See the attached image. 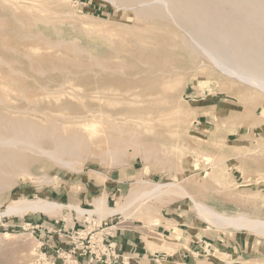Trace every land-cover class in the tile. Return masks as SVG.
<instances>
[{"label":"rangeland","instance_id":"1","mask_svg":"<svg viewBox=\"0 0 264 264\" xmlns=\"http://www.w3.org/2000/svg\"><path fill=\"white\" fill-rule=\"evenodd\" d=\"M1 1L0 11L2 12L0 17H2L0 18V22L5 27L0 29V44H3L2 46L0 45V56L6 62L8 60L10 64L7 63L9 65H7V68L6 64L0 62L1 74L5 70L7 71V69L9 70L8 74L12 71L10 75L14 76L16 73V77H18V72L20 73L19 77L28 74L27 77H24V79H27L29 76L28 79L30 80L27 79L28 81L26 80V83L33 85L37 89L46 84V82L47 84L50 83L52 88L58 89V84L62 83V81L66 79L70 80L72 85H76V94L80 96H82V93L85 94L86 97L84 95L82 97L88 98L86 102L88 104H95L96 109H99V104H101V106H104L102 107L103 111L105 109L107 112H123L125 115H119L118 118L123 119L128 117L129 119H134L133 121L136 125L140 123V126L138 125V131H141L143 142H147L146 145L151 150L148 155V160H145L143 153H136L133 146L128 147L124 152L112 159L111 157L100 155V147L93 146L94 153H90V155L89 153H84L77 161L83 164H76L74 170L54 165H51L53 167H45L44 161L33 162V165L30 167L33 174L32 177H27L24 182L19 181L10 191L0 193L1 212L5 211L10 204L19 203L23 198L33 200L38 197L54 200L66 206L73 204L84 210H93L96 204L95 201L102 194H107L109 206L116 207L126 200L133 189L141 186L138 182L139 180H144L150 183L181 182L197 200L210 203L217 210L228 208L227 211L233 215L243 213L251 218L260 217V219H264V93L233 79L225 76L224 78L215 69L200 67L198 61L187 57L186 52L181 49V56L176 57L180 58V62L178 60L176 63L175 60L179 71L172 72L173 77L178 75L179 79L181 78L177 84L178 86L176 85L174 89L175 91L173 90L169 98L162 97L165 96L163 93L157 94V97L154 95L148 98L144 93V89L148 84L153 82L161 84L164 80H167V77H162V75H156L154 73H150L148 76L144 70L148 69L146 68L147 65L163 63L164 58L176 59L173 54L176 46L175 42L181 38L182 31L176 25L165 19L160 24L162 18L156 19L155 17H151V19L150 17H146V19L145 17H140L131 6H127L117 0H22L28 4L34 1H37L39 4H44L55 16L60 18L58 24H56L59 28L58 32L55 35L49 34L47 36L44 34L40 39L42 42L56 41L60 36L67 38V43L62 48L63 51L60 47L58 49L56 48L57 50L52 49L54 51L50 50L52 52L49 50H47L48 52L46 50L43 51L56 55L53 57L54 66L53 64L51 65L36 59V61L30 60L22 55V53L20 54V52L17 54L11 47L14 45L29 52L28 50H31L29 48V42L28 40L26 41L28 42L27 45L24 41L26 39L22 35L25 36L28 34L29 36L31 30L24 29L14 17L11 8H4ZM158 25L164 29L162 30ZM134 27L136 28L134 29ZM151 27L155 30L152 28L149 32ZM147 28L150 29L148 30ZM176 29L178 33H176ZM168 30H171V33ZM152 31L156 32L152 33ZM167 31L170 34L167 33L166 35ZM172 36L175 38H172ZM159 37L161 38L159 39ZM167 37L168 39H166ZM5 41L8 42L6 47H4ZM44 43L40 45L44 46ZM73 46L76 53L73 51ZM168 46L171 48L169 49ZM67 49H72V51L69 50L72 53H68ZM65 51L69 55H65L63 53ZM57 52L64 54H59L60 57L63 56L64 61L67 58L66 56L70 57V59H66V61L68 59L69 61L64 62L61 59V62L65 63L63 64L64 66L66 64L70 65L69 63L72 62V66L70 65L72 70L67 65V68L71 70H69V74L72 73V75L70 74L66 77L67 75L62 69L58 72L59 68L56 67L60 63V60L57 59H60V57L57 56ZM19 55L22 56L19 57ZM78 55L82 57L79 58ZM73 56H76L77 60L79 59L78 61L81 63L80 68L83 70H76L79 67H77L79 63L78 61H73ZM15 60H18V64L14 63ZM97 60L123 64L126 75L104 71L95 65ZM32 61L38 62V64ZM89 61L93 63L92 65L89 64L91 71L87 67V62ZM32 63H34L36 69L31 68ZM40 63H44V68L41 67L43 65ZM82 63L87 68H82ZM38 65L42 70L45 69L46 71L49 69V73L51 70H55L56 73L54 72L51 75L46 71L43 72L46 76L41 72V75H39L40 73H37L40 71H37L39 69ZM73 65L76 66L73 67ZM93 65L95 67H92ZM18 66L22 68L20 67V70H15V68H19ZM49 66L53 68L50 69L48 68ZM136 66H139V69H134ZM3 69L5 70L3 71ZM129 70H132L131 74H135L129 76ZM26 71L29 72L27 73ZM31 72L37 79L34 78ZM91 72H94L92 76L90 74ZM103 72L107 75V78ZM176 72L179 73L177 74ZM108 73L110 75L113 74L112 76L117 81L113 80V77L111 76V78ZM76 74L79 78L75 76ZM101 75L104 76V79L101 78ZM64 76L66 79H64ZM142 76L145 79H142ZM71 78L73 79L71 80ZM108 78L111 79L109 80ZM74 79L76 81H73ZM5 80L7 81V79ZM100 80L103 82L102 86L100 85ZM36 81L38 83L43 82V84L40 85L39 83L38 85ZM116 82L119 85L115 84ZM125 82L126 84L128 83L127 86L124 84ZM141 82L147 83L144 84ZM89 83H95V85H90ZM97 84L100 85L99 87H106L107 84L108 87H114V92L106 93L107 101L101 102L97 98L98 94L90 92L91 88L93 90L95 86L98 87ZM142 84L145 88L142 87ZM140 89L143 91L141 92ZM78 91L79 93H77ZM91 94L94 95V99L92 100ZM117 94L120 96H117ZM135 94H141V96L138 97ZM68 98H63L58 103L53 100L52 112L64 116L76 115L77 112L86 115V109L81 107V102L79 104L78 102H76L77 104L75 103V101L79 100L78 98ZM109 98H114V101ZM147 99L150 103L152 101V107L154 104L157 105L156 103L160 106L157 105L151 108L149 102H144ZM64 101L69 102L66 103ZM70 101L72 105H70ZM18 103L22 104V101L18 100ZM55 103L56 106H54ZM62 104L63 106H61ZM43 105H39V111L45 109L44 107L46 106L44 105L43 107ZM97 105L98 107H96ZM106 105L111 107L106 108ZM127 105L132 106V108L127 107ZM0 106V112H3L5 110L3 104ZM112 107L113 109H111ZM116 107L121 109H117ZM144 107L145 110H142ZM174 109L178 110L175 111ZM127 114L128 116H126ZM147 118L150 119L148 120ZM174 119L177 122H171ZM142 120H146L148 123L143 125L141 123ZM86 132L92 133L93 130L86 128ZM93 143L98 142L95 141ZM209 166L211 167L209 168ZM212 169H217L220 173L211 171ZM44 172H47L54 180L52 182H43L40 177L44 175ZM193 175H195V178ZM183 179L186 180L184 181ZM205 181L206 184H204ZM203 185H206V190ZM210 198L211 200H209ZM146 202L144 207L139 208L137 203L129 208L125 214L119 213L108 216L103 220H100L96 214L92 216L89 214L80 216L75 210H71L68 207L64 208L60 213L51 216L43 213L2 215L0 218V264H39L38 259L41 251L47 253V256L53 258L57 264H63V260L56 253L59 246H50L54 243L57 244V241L61 245L66 246L67 250L76 251L75 257L78 256L76 259H78L79 264H88L89 260L94 259L95 253H98L99 242L106 232L110 233V238L112 237L111 234L116 232L118 233L117 235L127 234L140 236L143 240L142 243L147 248H138L137 253H141L144 256L147 253L146 249L150 250L147 255V258L150 260L148 262L149 264L157 262L156 258H154L156 255L159 257L158 260H162L164 258L163 256L166 255L163 252L174 256L178 255L177 250L179 248H189V245L193 241H196L199 235H204L208 242H211L213 238L224 236L229 239V245L232 247H230L231 251H244L246 253L238 261H231L232 263L264 264V235L261 236L253 232L238 231L230 227H216L200 216L194 204L188 198L174 195L168 198L164 196L159 200L151 199ZM144 208H147L148 213ZM150 208L154 209L149 210ZM106 228L109 229L106 230ZM150 242L153 245L156 244L154 245L155 248L151 247ZM111 243L113 244V242ZM41 244H43V247ZM113 245L117 250V245ZM54 249L55 251L53 252ZM213 252L206 253L208 257L205 258L208 259V264H211L210 262L215 257L220 264H224V261L231 257L229 254H219L218 252L215 253L216 255L214 257ZM134 254L136 253L133 252L132 255L127 256L130 259L129 262L136 261ZM75 257L70 259L68 264H73L71 260H75ZM120 259L123 260V258Z\"/></svg>","mask_w":264,"mask_h":264},{"label":"bare ground","instance_id":"2","mask_svg":"<svg viewBox=\"0 0 264 264\" xmlns=\"http://www.w3.org/2000/svg\"><path fill=\"white\" fill-rule=\"evenodd\" d=\"M117 1H120L127 6H131L132 9L140 17H145V18L146 17L147 18L148 17H150V18L155 17L156 19L162 18L160 20V24H162L165 20H167L168 22L176 25V27H178L182 32L180 31L181 32V38H180V36H178L180 39H178V41L176 40L177 42H175L176 46H175V51L173 52V54L175 55V58L177 56H181L180 50L182 49L186 52L187 57H191V59L198 61V65L200 67L210 68L213 70L215 69L216 71L219 72V74L222 75V77L225 76L227 78L233 79L235 81H238L239 83L248 85L251 88H254V89L259 90L262 93H264V0H117ZM1 2H2L4 8H11V12L13 13L14 17L20 22L21 26H23L24 29L31 30L29 32V34L31 35V36L29 35L30 37L28 36V34L25 36L22 35L24 37V39H26L24 41L26 42L28 40V42H29V43L26 42V44L28 43L30 46L29 48L31 50H28L29 52L31 51L30 53L24 51V49H21L20 47H15L14 45H13L14 47L11 45L12 46L11 49L13 51L15 50L17 52V54H18V52H20V54L22 53V55L26 56L30 60L36 59V60L46 62V63L51 64V65L53 64V66H54L55 64L53 61V59H54L53 57L56 55H54V54L52 55L50 53H46L43 51H45V50L50 51L52 49L57 50L59 47L62 49L63 47H65V45L67 43V38L60 36V37H58L59 39H57L56 41L51 40V41H46L45 43L42 42L40 39L42 36H44V34L48 36L49 34L55 35L56 32H58L59 28H58V26H56V24H58V21L60 18L55 16L46 5L39 4V3H37V1H34L32 3H29V4L26 1H22V0H2ZM1 12L2 11H0V14H1ZM161 21H162V23H161ZM152 23H154V22L152 21ZM155 23H157V22H155ZM5 24H7V23H5ZM143 25H146V24H143ZM9 26H10V24H9ZM4 27L5 26L0 22V29H3ZM159 27H161V26H159ZM129 28H131V27H129ZM135 28L136 27H134V29ZM152 28L153 27H151V29L150 28H147V29L148 30L150 29L149 30V32H150L152 30ZM14 29H15V27H14ZM17 29H19V28H17ZM147 29H146V31H147ZM163 29L164 28H162V30ZM142 30H144V29L142 28ZM159 30H161V29H159ZM171 30H168V31H170V33H171ZM168 31L166 32V35H167ZM176 31H177V29H176ZM155 32L156 31H154V32L152 31V33H155ZM170 33H168V34H170ZM176 33H178V31ZM160 35H161V33H160ZM163 37H164V35H163ZM168 37H170V36H168ZM168 37L166 39H168ZM173 37L174 36H172V38ZM176 37H177V35H176ZM160 38L161 37H159V39ZM166 39H164V41ZM0 42H1V40H0ZM165 42H167V40ZM41 43L42 44L44 43L45 45L41 46L40 45ZM4 44H5L4 47H6L8 42L5 41ZM0 45L2 46L3 44H0ZM136 46H138V45H136ZM29 48L27 47V49H29ZM71 48H72V45H71ZM142 48L144 49V47H142ZM168 48L170 49L171 47L168 46ZM25 49H26V47H25ZM54 50H52V51H54ZM64 50H66V49H64ZM67 50H68V53H72L69 51V50L72 51V49H67ZM82 50H80V51H82ZM52 51H50V52H52ZM62 51H63V49H62ZM73 51H74V46H73ZM164 51H166V50H164ZM63 53L65 55H69V54H66L67 53L66 51ZM74 53H76V52L74 51ZM59 54L64 55L62 53H58L57 56H59ZM115 54H117V53H115ZM164 54H166V53H164ZM22 55H19V57ZM72 55H75V54H72ZM161 55H162V53H161ZM62 57L63 56H61L60 59H57V60H60V63L58 65L56 63V65H57L56 68H59L58 72H60L61 71L60 69H62V71L67 75L66 77H68L70 74L72 75V73L69 74V70L71 69L70 65L72 62L69 63L70 65L66 64V66H64L63 65V64H65L64 62L69 61L70 57L66 56L67 58H69L67 61H66L67 58L64 61ZM78 57H79V55H78ZM81 57H79V58H81ZM124 57H126V56H124ZM24 59H26V58H24ZM61 59L64 62H61ZM179 59L180 58H176L174 60L169 59V58H164V60L162 61L163 63H160V64L154 63L152 65H147L146 68H148V69L144 70V72L147 75L150 73H154L156 75H162V77L163 76L167 77L166 78L167 80H164V82H162L161 84H156L154 82L150 83V84H148V86L146 88L142 84L143 85L142 87L145 88L144 89V93L146 94L145 96L150 98V97L155 95L157 97V94H159V93H163L165 96H162V97H165V98H169L171 96V93L173 92V90L175 89L179 80L181 79V78L179 79L178 75L173 77V74H172L173 71H179V68L177 67V64H176ZM78 60L76 59V56L73 58V61H78ZM175 60H176V63H175ZM17 61L18 60H15L14 63H17ZM27 61H29V60H27ZM35 61H32V62L38 64V62H35ZM86 61H88V60H86ZM94 61H92V62H94ZM0 62L3 64H6V67L9 64L8 60L6 62V60L1 58V56H0ZM56 62H58V61H56ZM179 62H180V60H179ZM34 63L31 64V68L36 69V67L34 66ZM78 63H79V65H77V67L79 66L78 68H80L81 63L79 61H78ZM3 64H1V65H3ZM87 64H88L87 67L89 68V66L92 65L93 63H91V61H89V62H87ZM28 65H29V63H28ZM41 65H43L41 67L44 68V63ZM67 65H68V67H70V69L67 68ZM82 65H83L82 66V68H83L84 63H82ZM95 65L99 66V68H102L104 71L120 73V74L126 75L125 68L123 67V64H120V63L114 64V63H109V62L97 60ZM95 65H93L92 67H95ZM183 65H184V63H183ZM38 66H37V69H38ZM74 66H76V65H73V67ZM18 67L19 68H15V70H17V69L20 70L21 66H18ZM48 68H50V66ZM51 68H53V67H51ZM78 68L76 69L77 71L83 70L81 68L80 69H78ZM96 69H98V68H96ZM134 69H139V66H136ZM4 70L5 69H3V71ZM41 70H42V68L40 69V66H39V69L37 70L39 72H37V71L36 72L37 73L41 72L43 74V72L49 71V69H47L46 71H45V69L42 71ZM7 71L5 70V72L2 73L3 75L0 73V76H1L0 77L1 78V80H0V105L3 104L4 109H5L3 112H0V193L10 191L12 188H14L15 185H17L19 183V181L24 182V180H26L27 177H32L33 174L31 172L30 167H31V165H33L32 164L33 162L44 161L46 163V164L44 163L45 167H47V166L50 167L51 165H54V166L63 167L65 169L71 168L74 170L75 169L74 167L76 164L82 163V162H77V161L82 157V155L84 153H89V155H90V153H94V151L92 149L93 146L100 147V151H101L100 155L108 156V157H111L112 159L114 157H117L118 154H121L122 152H124L128 147L133 146L135 149L134 151L136 153H139V154L143 153V157L145 158V160H148V155L150 154L151 150L146 145L147 142L146 143L143 142L141 131L140 130L138 131V125L140 123H138V125H136L135 122L133 121L134 119H132V118L129 119L128 117H125L128 119L118 118L119 115H121V116L125 115L123 112L122 113H119V112L114 113V111H110V109H109L110 112L105 111V109L103 111L102 107H104V106H101V104H99V109H96L94 106L95 104L94 105H93V103L88 104L86 102V100L88 98L87 99L83 98L85 96V94L82 93V96L84 95L83 97L80 96L79 94H76V90H75L76 85L75 86L72 85L70 83V80H67L65 78V76H64V79H66V80L62 81V83H60L61 81L59 82L60 84H58V87H59V88L57 87L58 89L52 88L50 83L48 82L49 84H47L46 81H45L46 84L42 85L41 87H39L37 89L33 85H29L26 83V80L29 78V76L27 79H24V77L25 76L27 77L28 74L25 76L20 75L22 77H19L20 73L18 72L17 73L18 77L15 76L16 73H15V75H14L15 77H14V76L10 75L12 71H10V74H8L9 73L8 69H7ZM51 71H50V73L49 72L48 73L51 75L54 74L55 70L52 71L53 73ZM86 71H88V70H86ZM90 71H91V69H90ZM129 71H130L129 76L130 75L133 76L132 74H135V73L131 74L132 70H129ZM181 71H182V69H181ZM26 72L28 73L29 71H26ZM183 72H184V70H183ZM41 73L39 75H41ZM93 73L92 72L90 73L91 76ZM176 73L178 74L179 72H176ZM83 74H84V72H83ZM83 74H82V76H83ZM32 75H33V73H32ZM32 75H30V76H32ZM35 75H37V77H39L38 74L35 73ZM43 75L46 76L45 73ZM85 75H87V74H85ZM97 75H96V77H97ZM108 75H110V74L108 73ZM112 75H110V77ZM147 75H146V77H147ZM75 76L78 77L77 74ZM91 76H89V77H91ZM103 77L104 76H102L101 78H103ZM112 77H113V80H115L114 76H112ZM137 77H139V76H137ZM34 78H35V76H34ZM78 78H75V79H78ZM106 78H107V75H106ZM5 79H7V81ZM35 79H37V78H35ZM72 79L73 78H71V80ZM75 79L73 81H76ZM80 79H83V78H80ZM95 79H97V78H95ZM103 79H102V81H103ZM132 79H134V78H132ZM142 79H145V77L143 78V76H142ZM28 80H30V79H28ZM56 81H58V80H56ZM97 81H99V80L97 79ZM102 81L100 84L101 86L103 83ZM115 81H117V80H115ZM128 81H130V80H128ZM50 82H51V80H50ZM39 83L37 82L38 85H39ZM132 83H133V81H132ZM134 83H135V81H134ZM141 83L145 84L147 82H141ZM41 84H43V82L40 83V85ZM113 84H114V82H113ZM115 84L119 85L117 82ZM124 84L127 86L128 83L126 84V82H125ZM90 85H95V83L90 84ZM100 85H98V87L95 86L96 87V88L94 87L95 89L93 88L94 92L91 88L90 92H92L94 94H98L97 98H99V100L101 102L107 101L108 99L106 97V93L109 94L112 91L114 92L115 89H114V87H108V84L106 87H99ZM54 86L56 87V85H54ZM117 87H119V86H117ZM125 88H123V89H125ZM135 91H138V90H135ZM140 91H141V89H140ZM77 93H79V91ZM80 94H81V92H80ZM131 94H132V92H131ZM137 94H135V96L139 97V96H141L142 93L139 95H137ZM113 95H115V94H113ZM118 95L119 94H117V96ZM128 95H130V94H128ZM256 96H257V94H256ZM67 97H69V98L71 97L74 99L78 98L80 101L79 100L78 101L74 100V101H75V103L78 102V104H79V102H81L80 103L81 107L86 109V115H83L80 112H77L76 115H65V116L61 115V114L53 113L52 112L53 111L52 110L53 100L55 102L57 101V103H58L59 100H61L63 98H67ZM88 97L90 98V96H88ZM129 97H131V96H129ZM156 97H155V99H156ZM159 97H161V96H159ZM159 97H158V99H159ZM68 99H65V100H68ZM92 99H94V95L91 94V100ZM151 99H153V98H151ZM18 100L22 101V104H19ZM71 100H73V99H71ZM110 100L114 101V98L110 99ZM134 100H135V98H134ZM139 101H142V100H139ZM64 102H66V101H64ZM67 102H69V101H67ZM89 102H90V100H89ZM144 102H149V101L147 99V101L145 100ZM70 103L69 104L72 105L71 101H70ZM137 103H138V101H137ZM151 103H152V101H151ZM151 103H150V105H151ZM40 104H42V105L44 104L46 106V107H44V105H43V107L45 109L42 111H39V109H40L39 105ZM156 104L158 106H160L158 103H156ZM145 105H146V103H145ZM157 105L154 104L153 107L154 106L156 107ZM54 106H56V103L54 104ZM61 106H63V104ZM64 106H66V105H64ZM128 106L129 105H127V107ZM134 106H136V105H134ZM163 106H165V105H163ZM168 106H169V104H168ZM96 107H98V105ZM105 107L107 108L108 105H106ZM110 107H108V108H110ZM130 107L132 108V106H129V108ZM141 107H142V105H141ZM153 107L151 105V108H153ZM135 108H137V107H135ZM111 109H113V107ZM117 109H121V108H117ZM117 109H115V110H117ZM128 109H126V110H128ZM137 109H141V108H137ZM167 109H170V108H167ZM142 110H145V107ZM176 110H178V109H176ZM149 112H151V111H149ZM170 112H169V114H170ZM131 113H134V112H131ZM152 113H154V112H152ZM40 114H42V115H40ZM146 114H147V112H146ZM154 114H156V113H154ZM162 114H164V113H162ZM169 114H167V115H169ZM171 114H174V113H171ZM126 116H128V114ZM151 116H152V114H151ZM175 119H177V118H175ZM175 119H174V121L171 120V122H177L178 121V119H177V121H175ZM140 121H141V119H140ZM141 123L143 125H146V123H148V122H146V120H142ZM151 124H153V123H151ZM168 124H170V123H168ZM161 125H162V123H161ZM144 127H146V126H144ZM86 128L92 129L93 132L87 133ZM143 135H144V133H143ZM171 135L173 136L172 133H171ZM95 141H97L98 143H93ZM148 144H150V143L148 142ZM243 148H245V147H243ZM86 156H88V155H86ZM161 161H162V159H161ZM255 161H256V159H255ZM211 165H212V163H211ZM220 166H221V163H220ZM51 167H53V166H51ZM210 167L211 166H209V168ZM44 170H45V168H44ZM204 170H206V169H204ZM76 171H78V170H76ZM184 171H182V172H184ZM211 171L216 172L217 169L216 170L212 169ZM95 172H97V171H95ZM218 173H220V172H218ZM195 175H193L194 178H195ZM97 176H99V175H97ZM40 178L42 179L43 182H52L54 180V178H51L47 174V172L46 173L44 172V175H42ZM138 182L141 184V186L136 188V189H133L132 192L130 193V195L126 198V200L122 204H118L116 207L109 206L107 194H102L98 197L97 201H95L96 204H95V208L93 210H86V209L84 210V209H82L78 206H75L73 204L66 206L60 202H57L54 200L44 199L42 197H38V198L33 199V200L28 199V198H23L21 201H19V203L17 202L15 204H10L5 211H3V212L0 211V218L2 215H11V214L23 215L25 213H43V214L51 216V215H56V214L60 213L64 208L68 207L71 210L72 209L75 210L80 216H84L86 214H89L90 216H92L93 214H96L100 218V220H103L104 218H107L108 216H113V215H116L119 213L125 214L129 208L133 207L137 203L139 205V208H141V207H144L146 205L147 200H151V199H158L159 200L164 196H167V198H168L170 196L175 195L178 197L188 198L189 200H191V202L194 204V206H195L197 212L200 214V216L204 220L208 221V223H210L216 227H220V228H224V227L229 228L230 227V228H232L234 230H238V231L253 232V233L259 234L261 236L264 235V219H260V217L259 218H251L248 215H245L243 213H237V214L233 215L227 211L228 208L227 209L223 208L221 210H217L210 203L201 202V201L197 200L195 198V196L187 190L188 188L184 187L181 184V182H179V183H175V182L150 183V182H146L144 180H139ZM217 182H220V181H217ZM204 184H206V181ZM203 186L205 189L206 185H203ZM216 188H218V187H216ZM216 188H215V190H216ZM209 200H211V198ZM146 209L147 208H144L145 211H147ZM151 209L152 208H150L149 210H151ZM139 213H141V212H139ZM147 213H148V211H147ZM140 217H141V215H140ZM136 218H138V217L136 216ZM6 235H8V234H6ZM150 244H151V247L155 248L154 245H156V244L153 245L151 242H150ZM215 255L216 254L214 253V257H215ZM120 258H123V257H120ZM216 259L217 258L215 257L214 260L211 261L210 263L211 264H220ZM145 264H148V263H145Z\"/></svg>","mask_w":264,"mask_h":264},{"label":"crops","instance_id":"3","mask_svg":"<svg viewBox=\"0 0 264 264\" xmlns=\"http://www.w3.org/2000/svg\"><path fill=\"white\" fill-rule=\"evenodd\" d=\"M117 234H118L117 232L111 234L112 237L111 238L109 237V240L113 242V244L117 245L116 251L118 254L120 253L119 256L127 257L129 255H132L133 252H135L136 254L134 255L136 256V259H135L136 261L130 262L129 264H145L150 261L147 258V255L150 252V250L146 249L147 253L144 254V256H142L141 253H137L138 248H141V247L147 248L146 245L142 243L143 240L140 236L127 235V234L117 235ZM228 241L229 239H227L226 237L220 236L217 238H213L211 242H208L205 239L204 235H199L198 239L196 241H193L189 245V248H186V247L179 248L177 250L178 255L174 256L172 254L163 252L164 254H166L165 256H163L164 258L162 260H159L158 263L153 262L152 264H208V259L205 258V257H208L206 253L212 252V251H214L213 254L217 252L219 254H229L231 257L227 258L224 261V264H235V263H232L231 261H238L246 253L244 251H240V252L231 251L230 250L231 245H229ZM50 246L58 247V246H61V243L57 241V244L54 243ZM54 251L55 249L53 250V252ZM119 262L120 264H122L121 259H119Z\"/></svg>","mask_w":264,"mask_h":264},{"label":"built area","instance_id":"4","mask_svg":"<svg viewBox=\"0 0 264 264\" xmlns=\"http://www.w3.org/2000/svg\"><path fill=\"white\" fill-rule=\"evenodd\" d=\"M107 224V223H106ZM102 226V224H101ZM109 228H106V230ZM110 233H104L101 241L99 242L98 246V253H95L94 259L89 260L88 264H120L119 259L121 256L116 251V248L109 240ZM43 247V244H41ZM57 256L63 260V264H68L70 259H73L76 255V251L67 250L66 246H59L56 250ZM123 257V256H122ZM78 256L75 257V260H71L73 264L78 263ZM156 261L158 262L159 257L156 255L154 256ZM39 264H57L53 258L47 256V253L41 251L40 257L38 259ZM129 258L123 257L122 264H129Z\"/></svg>","mask_w":264,"mask_h":264}]
</instances>
